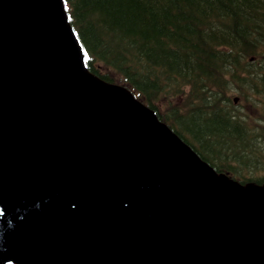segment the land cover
<instances>
[{
  "label": "water",
  "instance_id": "water-1",
  "mask_svg": "<svg viewBox=\"0 0 264 264\" xmlns=\"http://www.w3.org/2000/svg\"><path fill=\"white\" fill-rule=\"evenodd\" d=\"M0 264H264V183L90 73L62 0H0Z\"/></svg>",
  "mask_w": 264,
  "mask_h": 264
},
{
  "label": "trees",
  "instance_id": "trees-1",
  "mask_svg": "<svg viewBox=\"0 0 264 264\" xmlns=\"http://www.w3.org/2000/svg\"><path fill=\"white\" fill-rule=\"evenodd\" d=\"M63 2L91 73L216 171L264 182V0Z\"/></svg>",
  "mask_w": 264,
  "mask_h": 264
},
{
  "label": "rangeland",
  "instance_id": "rangeland-1",
  "mask_svg": "<svg viewBox=\"0 0 264 264\" xmlns=\"http://www.w3.org/2000/svg\"><path fill=\"white\" fill-rule=\"evenodd\" d=\"M172 104H173V105L175 104V100L173 101V103H172ZM162 110H163V111H165V110H166V108H164V107H163V108H162Z\"/></svg>",
  "mask_w": 264,
  "mask_h": 264
}]
</instances>
